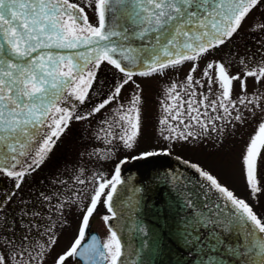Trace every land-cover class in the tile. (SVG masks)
<instances>
[{"label": "snow or ice", "instance_id": "6c2138e0", "mask_svg": "<svg viewBox=\"0 0 264 264\" xmlns=\"http://www.w3.org/2000/svg\"><path fill=\"white\" fill-rule=\"evenodd\" d=\"M261 4L262 0H0V174L14 179L18 190L25 176L46 160L69 123L88 118L76 115L64 105L69 98L85 101L101 63L113 66L124 78L91 114L99 113L115 101L129 82L139 90L140 85L133 77L164 75L170 68L191 63L183 89L189 99L164 106L166 116L160 123L169 126V135L164 139L196 140L217 131L216 121L244 124L259 116L256 131L242 153L241 164L250 192H260L264 49H258L262 59L254 67H249L252 57L235 60L240 68L235 74L229 67L235 59L233 56L208 61L202 70L207 94L196 92V87L204 88L205 83L194 79L193 73L199 68L201 58L231 40ZM86 8L94 12L95 24L90 22ZM249 31L260 33L258 43H264V19H255ZM68 50H75L76 54H65ZM250 78L254 89L251 93L247 83ZM235 81L240 84L239 95L234 92ZM214 84L219 95L209 100ZM168 92L176 93L173 99H182L176 84ZM198 96L202 98L197 99ZM140 100L138 91L127 108L119 106L112 122L103 120L98 138L108 144L118 139L124 148L133 149L141 129ZM209 110L216 115H210ZM169 154V151H149L135 159ZM108 158V154L101 157ZM184 163L203 178L209 191L218 194L217 201H210L205 192L200 211L187 225L192 232H187L186 242L197 243L207 256L202 264H223L219 257L221 250L238 264H264V219L209 171L196 163ZM172 179L181 180L178 176ZM77 182L84 184L85 180L77 177ZM90 182L92 194L82 208L77 235L70 247L54 257L52 264H66L69 258L83 264H124V246L117 231L108 225L117 215L113 197L118 185L124 184L121 169L117 166L111 179L96 174ZM73 191L79 195L78 190ZM14 195L15 192L9 193L0 200V212L4 211L5 201L10 202ZM70 202L80 207L82 201L73 198ZM100 202L111 214L102 217L109 238L101 242L93 236L88 243L86 230ZM36 203L35 208L19 210L18 227L8 223L7 213L0 216V264H44L50 255L56 243V223L51 213L54 208L62 215L63 203L52 205V197L44 193H40ZM128 204L131 206V200ZM46 205H50L47 216ZM185 207H197L191 193L185 199ZM201 228L209 231L206 240L198 235ZM137 230L144 231L142 227ZM228 235L236 236L237 241L228 244L224 240Z\"/></svg>", "mask_w": 264, "mask_h": 264}, {"label": "flooded vegetation", "instance_id": "af4514ba", "mask_svg": "<svg viewBox=\"0 0 264 264\" xmlns=\"http://www.w3.org/2000/svg\"><path fill=\"white\" fill-rule=\"evenodd\" d=\"M73 2H78V0H73ZM85 12L89 16L90 22L95 24L96 18L94 12L88 8L85 9ZM259 39L260 35L256 38L257 43H253L252 36L250 41L251 43L248 45V49L251 50L248 57H252V63L249 64V67H254L262 59L258 49H264V43H258ZM245 59L247 60V58ZM108 68L109 70H105V73L98 74L97 71L99 70H96L95 80L83 103L75 101L73 98H69L68 103L64 105L70 109H73L76 115L83 114L88 118L80 121L74 119L69 123L67 129L63 132L59 139L56 140L55 145L52 148V151L48 154L46 160L40 165L39 168L31 172L30 175L25 176L24 181L18 190L15 188L16 181L14 179L0 174V200H4V197L7 194L15 192V195L11 197L10 202L5 201L4 211L0 212V216H3L4 213L8 214V223L16 224V222L19 220L18 212L22 207H27L28 209L37 207L38 205L36 202L40 196V193L51 196L52 205L64 203L67 199V196L73 192V189L78 190L80 188V183L77 182V177H79V179L85 178L89 172L97 174L101 171L100 165H102V163L116 162L119 164L118 166L122 170V167L126 163L132 161L137 156H141V154L144 152L169 151L170 155L181 158L183 156L174 149L170 148V146L179 147L182 145L185 147V149H192L195 148V145H200L196 143L197 139H189L188 141L175 140L173 142L169 141L171 144L155 146L149 145L133 151L132 149L129 150L124 148L118 139L113 140L111 144H108L105 140L98 138L97 134L102 126L101 122L103 120L112 122L113 113L115 110L119 109L120 105H123L125 108H127L130 104L131 97H127L126 95L133 96L138 91L139 95L142 92L144 94L143 88L150 86L149 84L152 83V81L149 79L157 76L153 75L148 77H133L136 84L140 85L139 90L136 89L135 84L129 82V84L125 85L121 89V94L115 101L107 104V106L99 113L91 114L97 105H99L101 102H104L112 94V91L118 84L122 82L124 78L123 74L117 69L112 68L111 65H108ZM110 69L112 71H110ZM113 69H115V71H113ZM145 91H147V89ZM165 116L166 114L162 113L158 114L156 117L155 127L161 128V132L163 130L162 138H164L166 135H169V126L162 125L160 123V121L164 119ZM170 123L174 124L175 122L170 121ZM116 131L118 132L119 129H116ZM209 135L211 134L209 133ZM219 144L220 143H218L216 146L221 145ZM205 145L208 146L210 144L204 143V146ZM97 153L99 154L97 155ZM105 154H108L109 158L101 159V157ZM184 158L185 157L181 159L187 161V158ZM122 161L127 162L121 163ZM82 169L85 170V173L82 171ZM258 183L262 189L258 193L264 194V152L261 153V160L259 163ZM48 207H50V205H46L44 208L45 216L48 215ZM62 212L63 214L59 215L54 208L52 210V221L56 223V243L52 246L50 255L47 257L44 264H52L54 257L58 253H62L68 247H70V244L73 241L72 238L68 236L67 231L66 221L68 215L64 210H62ZM104 215H110V213L107 212L105 204L102 203V208H97L93 216L90 218L89 227L86 230V238L91 232H96L101 242L109 238L108 228L102 219ZM16 226L18 227V224H16ZM77 230L75 231V237L77 235ZM60 233L62 234L59 235ZM59 237H61V239ZM41 239L43 240L46 238ZM66 264L82 263L79 260H73L72 258H69V260L66 261Z\"/></svg>", "mask_w": 264, "mask_h": 264}, {"label": "water", "instance_id": "95a60500", "mask_svg": "<svg viewBox=\"0 0 264 264\" xmlns=\"http://www.w3.org/2000/svg\"><path fill=\"white\" fill-rule=\"evenodd\" d=\"M65 54L76 52L68 50ZM177 176L181 178L179 182L172 179ZM121 179L124 184L118 185L113 197L117 215L108 225L117 231L124 246V264H202L207 259L197 243L186 242L187 232H192L187 225L200 211L204 193H208L210 201H217L218 194L209 191L207 183L189 164L170 154L142 157L122 167ZM189 193L195 209L185 207ZM141 227L143 232L137 230ZM198 235L206 240L209 231L201 228ZM93 236L99 240L98 234L91 232L86 242L90 243ZM237 239L234 235L224 236L230 245ZM219 257L223 264H238L223 250Z\"/></svg>", "mask_w": 264, "mask_h": 264}, {"label": "rangeland", "instance_id": "374dc122", "mask_svg": "<svg viewBox=\"0 0 264 264\" xmlns=\"http://www.w3.org/2000/svg\"><path fill=\"white\" fill-rule=\"evenodd\" d=\"M263 17L264 0H262V4L245 19L238 33L231 40L227 41L219 48L213 49L211 53L201 58L199 61V68L196 73H193L194 79L202 80V82L205 83L204 88L196 87V92L198 94H207L209 92L206 81H203L202 79V70L208 61H221L226 60L229 56H233L235 59L229 66L230 71L235 74L240 70L235 60H238L240 57L248 58L251 51L248 49V45L251 43V37L253 36V43H257L256 38L260 35V33L249 31V28L255 19H263ZM112 68L114 67L112 66ZM190 68L191 63H185L178 69H168L164 76L157 75L156 77L149 79L152 83L149 84L150 86L147 85L148 87L143 88L144 94L143 92L140 93L141 100L139 103V110L141 129L140 134L136 138L135 147L132 149L133 151L149 145L155 146L171 144L168 140L162 138L163 134L161 132V128L155 127L156 117L158 114L165 113V105L172 106L177 103H182L183 99H189L183 89L186 82V76ZM98 70V74L105 73V70H109L108 64L106 62L101 63ZM110 71L112 70L110 69ZM113 71H115V69H113ZM173 83L177 85V92L180 97H182L181 100L173 99L176 93L169 95L168 89ZM247 83L249 93L253 92L254 89L252 87L251 78ZM146 89L147 91H145ZM261 90H264V86H262ZM234 92L235 95H239L240 93L239 81L234 82ZM218 95V86L214 84L211 89V95H209V100H214ZM126 96L132 97L131 95ZM201 98L202 97L199 96L197 97V99ZM205 103H207V101H205ZM203 110L204 109L201 108V111ZM117 111L118 109L113 113V117ZM209 113L212 116L216 115V113H211L210 110ZM202 119L205 118L202 117ZM258 120L259 116L254 119L247 120L244 124H240L239 122L228 124L226 121H216L218 130L210 132L211 135L208 134L207 137L202 135L199 139H197L196 143L200 144L199 146L195 145V148L192 149H185L182 145L179 147L170 146V148L185 157L184 159L187 158V161L196 163L206 171L213 174L222 185L228 187L237 197L244 199L253 207L255 213L260 218L264 219V194H252L250 192V189L245 181L241 164L242 153L244 152L250 136L256 131V124ZM209 126L211 127V125ZM204 143H208L210 145L204 146ZM218 143L221 145L219 144L220 146H216ZM183 157L181 158L183 159ZM118 165L119 164L116 162L102 163V165H100L101 171L97 174H102L105 178L111 179L114 169ZM82 171L85 173L84 169H82ZM94 175L96 174L89 172L85 178H82V180H85V183L80 184V188L78 189L79 195L73 191L67 196L66 201L63 203L62 210H64L68 215L66 221L68 236L71 237L72 240L75 238V231L78 229L81 222L83 215L82 208L89 203V197L92 194V183L90 181ZM98 178L99 177L97 176V179ZM73 198L82 201L80 207H77L75 204L70 202ZM102 203L103 202H100L97 208L101 209ZM61 234L62 233L59 235ZM59 238L61 239V237Z\"/></svg>", "mask_w": 264, "mask_h": 264}]
</instances>
